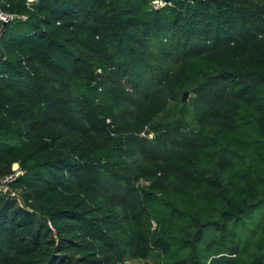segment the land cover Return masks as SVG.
<instances>
[{
	"label": "trees",
	"instance_id": "1",
	"mask_svg": "<svg viewBox=\"0 0 264 264\" xmlns=\"http://www.w3.org/2000/svg\"><path fill=\"white\" fill-rule=\"evenodd\" d=\"M151 1L0 0L29 27L0 36V264H205L206 233L237 257L264 206L243 166L264 160V0Z\"/></svg>",
	"mask_w": 264,
	"mask_h": 264
},
{
	"label": "rangeland",
	"instance_id": "2",
	"mask_svg": "<svg viewBox=\"0 0 264 264\" xmlns=\"http://www.w3.org/2000/svg\"><path fill=\"white\" fill-rule=\"evenodd\" d=\"M16 22V21H15ZM11 22L10 28L7 29V34H13L14 32H25L29 30V27L25 23H15ZM6 34V35H7ZM192 93L189 91V95L187 96V100H189V97ZM142 134V133H141ZM147 135L152 137V132H147ZM244 135L247 139L251 140L255 134L254 130L245 128L244 129ZM248 143V141H247ZM245 143L242 146V151H250L249 146L250 143ZM260 146H264V139H262L260 142ZM253 146V145H252ZM258 148V147H255ZM250 163L246 160H243V166L246 170H250L249 175H257L259 173H262L264 176V160L259 159L256 161V164L253 162L252 167H249ZM257 167V171L255 168ZM254 177V176H253ZM146 184V183H145ZM261 196V195H260ZM241 223L238 228L236 229L235 234V240H237L239 244V248L237 250V257H230L229 253H225L221 258H217L216 254L217 252H220L221 250L219 248H214L210 251L206 249L207 243L210 241L211 236L207 235L204 236L203 239H201L200 243L197 247V252L199 255V260L201 263H204L206 261H210L211 258H214L213 262L217 263L219 260H223L222 263L225 264H248L249 260L255 255L257 250V245L261 244L263 240L262 236V225L264 224V206H261L259 208L254 209L251 213L247 214L245 220H241ZM210 233V232H209ZM216 235V234H214ZM226 247L224 246L222 248V251H226ZM227 252V251H226ZM142 261L140 259H126L124 264H136L137 262ZM148 264H155L151 259H148Z\"/></svg>",
	"mask_w": 264,
	"mask_h": 264
},
{
	"label": "built area",
	"instance_id": "3",
	"mask_svg": "<svg viewBox=\"0 0 264 264\" xmlns=\"http://www.w3.org/2000/svg\"><path fill=\"white\" fill-rule=\"evenodd\" d=\"M38 0H26V6L29 8V9H32L34 3H36ZM164 5V1L163 0H152L151 1V6L153 8H159L161 6ZM26 15L25 14H17V13H12V12H8V11H5L3 9L0 8V34H1V31H2V28L4 27L3 23L4 24H7L15 19L19 20H24L26 19ZM14 176L13 175H10V176H7L3 179H1L0 181V191H4L7 189V186L6 184L11 181V179L13 178ZM205 264H210V261H206Z\"/></svg>",
	"mask_w": 264,
	"mask_h": 264
},
{
	"label": "water",
	"instance_id": "4",
	"mask_svg": "<svg viewBox=\"0 0 264 264\" xmlns=\"http://www.w3.org/2000/svg\"><path fill=\"white\" fill-rule=\"evenodd\" d=\"M3 25H5L4 23H3ZM0 36H1V34H0ZM2 53V49H1V47H0V54ZM189 95V91H184L183 93H182V96H181V101L182 102H184L185 100H186V98H187V96Z\"/></svg>",
	"mask_w": 264,
	"mask_h": 264
}]
</instances>
